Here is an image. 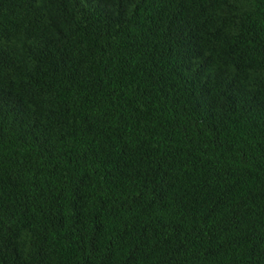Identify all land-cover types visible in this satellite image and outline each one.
Segmentation results:
<instances>
[{"label": "trees", "instance_id": "trees-1", "mask_svg": "<svg viewBox=\"0 0 264 264\" xmlns=\"http://www.w3.org/2000/svg\"><path fill=\"white\" fill-rule=\"evenodd\" d=\"M0 264H264V0H0Z\"/></svg>", "mask_w": 264, "mask_h": 264}]
</instances>
